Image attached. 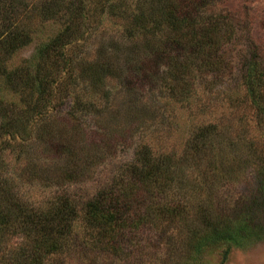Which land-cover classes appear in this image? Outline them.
Masks as SVG:
<instances>
[{
  "label": "rangeland",
  "instance_id": "1",
  "mask_svg": "<svg viewBox=\"0 0 264 264\" xmlns=\"http://www.w3.org/2000/svg\"><path fill=\"white\" fill-rule=\"evenodd\" d=\"M253 1L264 4V0ZM107 2L115 5L122 2L130 13L129 3L132 0H5V11L9 14L6 24L15 25L17 22V27L22 31V41L26 43L6 59L9 70L32 66L36 49L62 29L65 19L72 16L78 23L72 33L75 37L73 41L78 40L70 46L67 55V59L74 60L73 69L67 74L57 75L55 89L64 93L72 90L78 97H84L83 104L77 106V113L89 103L96 102L104 109H108L111 103L112 111L114 96L120 95L117 98L118 110L97 114L94 121L84 124L86 128L78 136L75 133L69 135L70 127L64 124L63 119L64 113L75 105L74 101L77 103L74 96L66 105L59 101V97L51 100L46 109L48 116L57 109L62 111L54 117L43 119L52 122L49 134L53 133V140L60 139L65 133L68 135L62 139L66 146L71 145L75 152L73 155L67 152L57 156L53 154L51 146L44 152L46 145L35 140L44 128L40 127L43 122L38 120L16 123L18 129L26 130L28 134L22 132L23 136L14 140L9 138V132L2 136L0 133V180L5 181L3 186L24 204L47 208L52 205L56 191H62L63 180H68L67 188L73 191L77 199L80 196L81 201H85L89 194L120 179L122 168L132 158V149L138 140L150 143L157 154L172 150L182 153L195 127L209 123L219 124L221 133L218 134V140L222 151L218 150L219 154L212 152L200 162L191 157L179 162L183 170L179 175V190L169 188L166 190V197L188 204V213L184 215H188L192 226L190 229H198L207 221L218 223L231 216L234 218L231 228L236 235L234 240L208 241L209 249L194 258L190 251L192 235L187 221L182 223L181 217H177V224L172 225L168 231L165 228L161 241H152V244L141 248L130 259L111 257L101 251L81 248L77 253L69 254L66 260L68 264H264V90L261 95H252L241 81L244 59L247 57L243 40L230 46L227 57L229 64L221 70L217 81L200 87L185 104L178 101L168 104L163 108L166 116L155 114L153 117L148 113L150 111L144 109V117L140 121L137 117L134 118L135 115L123 103V94L128 92L124 82L132 79L136 86L133 85L134 89L150 100L157 87L165 83H161L160 77L155 82L150 81L149 73L155 77L153 67L160 62L155 60L159 58L156 56L158 54L149 52L146 56L142 52V56L137 59L140 66L143 65L140 71L144 69L145 72L136 78V73L132 74V71L126 69L124 56L121 60L114 58L117 74L108 77L105 88H111L114 96H108L111 93L108 90L91 91L89 80L79 78L77 81L78 73L72 72L77 65L79 67L84 64L86 59V63L102 62V57L97 53L98 47L102 44L110 47L115 40L121 39L122 23L111 16L113 14L110 13ZM135 6H139L145 15L151 11L154 13L149 2L139 4L136 0ZM228 8L233 11L236 6L229 4ZM103 10L108 12L104 23L99 15ZM260 11L256 5L250 8L249 14L259 17ZM1 19L4 20L3 17ZM245 19V24L248 25L243 35L251 36L253 40L264 44V28L259 22L251 21L252 18ZM151 26H148L149 34H157ZM156 39L158 44L160 35ZM150 40L152 42L155 39L150 37ZM155 42L156 40L153 43ZM106 60L109 62V58ZM57 68L58 65L56 72ZM18 82V86L13 84L14 87L10 88L3 76H0V99L4 98L1 105L12 111V115L26 110L32 102V83L26 80ZM44 106L45 104H38L39 110ZM129 109L134 112V109ZM80 113L85 117L84 110ZM140 114L142 115L141 112ZM140 122L143 124L138 129L139 126L136 125ZM63 129L66 131L62 132ZM37 158L41 159V163L48 160L51 164H32V159ZM70 164L74 166L68 174L73 175L63 177L65 165ZM50 177L57 183L53 188L47 187L51 185ZM241 228L246 231H241ZM12 237L2 240L0 264L13 263L11 255L19 248L17 243L21 237ZM49 264L63 263L57 259L55 262L49 261Z\"/></svg>",
  "mask_w": 264,
  "mask_h": 264
},
{
  "label": "trees",
  "instance_id": "2",
  "mask_svg": "<svg viewBox=\"0 0 264 264\" xmlns=\"http://www.w3.org/2000/svg\"><path fill=\"white\" fill-rule=\"evenodd\" d=\"M135 1L129 3L130 13L122 2L118 5H115L114 1L107 2L110 13L113 14L111 16L122 23V35L119 36L121 39L115 40L110 47L105 44L98 47L97 53L102 57V62L86 63L85 61H88L86 59L84 64L79 67L77 65L72 71L78 73L77 81L79 78L89 80L91 91L108 90L111 92L108 96L110 94L114 96L111 88L107 90L105 88L108 77L117 74L114 67L115 59L121 60L124 56L126 69L132 71V74L136 73L134 77L136 78L145 72L144 69L140 71L143 65L140 66L137 59L142 56V52L146 56L149 52L158 54L156 56L159 58L155 60L160 62L155 63L153 67L155 77L150 73L149 76L150 81L154 82L160 77L161 83L165 82L164 85L157 87L150 100H147V97H143L134 89L136 86L130 79L124 82L128 92L122 93L125 95L123 103L127 105L126 109L135 115L134 118L137 117L139 120L144 117V109L150 111L148 113L153 117L155 114L166 116L163 108L165 109L168 104L174 101L185 104L200 87L217 81L221 70L229 64L227 57L231 50L230 46L237 45V41L243 40L247 57L244 59L241 81L252 95L262 94L264 44L253 40L251 36L243 35V32L248 25L245 24V17L252 18L253 22H259L264 28V4L258 3L259 1L254 3L253 0H137L139 4L149 2L153 6L155 14L151 11L146 16L139 6L136 8ZM4 3L5 0H0V16L4 18L2 20L0 17V76H3L10 88L18 86V80L32 83V102L26 110L12 115V111L1 105L4 98L0 99L1 136L9 132V138L14 140L18 136H23L22 132L28 134L26 130L18 129L16 123L38 120L43 122L40 127L44 128L35 140L46 145L44 152L51 146L53 154L57 156L67 152L73 155L75 152L71 145L66 146L62 139L68 136L66 133L60 138L62 140L56 138L53 140V133L49 134L52 122L44 121L43 118L49 119L62 111L57 109L48 116L46 109L51 100H57L59 97V101L66 105L74 96L77 103L74 101L75 105L62 117L64 124L70 127L69 135L75 133L78 136L84 132L86 128L84 124L94 121L97 114L113 113L115 109L118 110L119 107L116 106L120 94L114 96L112 111L111 103L110 107L108 106L110 110L104 109L99 102L89 103L88 106L81 107L80 112L84 110L83 117L80 112L77 113L79 111L77 106L83 104L84 97H78L72 90L64 93L55 89L57 75L67 74L73 69L74 60L67 59V55L70 46L78 40L73 41L75 37L72 34L78 23L72 16L65 19L62 29L36 49L32 66L9 70L6 59L26 43L22 41V31L17 27V22L15 25L6 24L9 14L7 10L5 11ZM229 4L235 5L237 9L229 10ZM54 5L55 3L52 4L55 8ZM256 5L261 10L259 17L249 14L250 8ZM99 15L104 23L108 12L103 10ZM150 23L154 25L151 26ZM148 26L157 34H149ZM163 31L167 32L162 33ZM158 35L160 39L157 44ZM150 37L156 42L153 43L155 40L151 42ZM106 58H109V62ZM38 104L45 106L39 110ZM129 108L134 109V112ZM141 124L143 122L136 125L139 126L138 129L141 128ZM64 131L66 130L63 129L62 132ZM219 133H221L219 124L209 123L195 127L182 153L172 150L157 154L150 143L138 140L132 149V158L126 161L122 168L120 179L89 194L85 201H81L79 195L77 199L73 191L67 188L68 180L67 182L63 180L62 191L59 189L56 191L50 207L42 208L34 204L29 206L16 199L17 196L14 197L13 192L3 186L5 181L0 180V246L2 240L6 238H13L14 235L21 237L17 243L19 248L11 255L12 264H49V261L55 262L57 259L62 260L63 264H68L66 257L77 253L81 248L101 251L107 256L126 260L130 259V256H135L141 248L152 244L154 240L161 241L164 231L177 224V217H181L182 223L187 221V227L190 229L192 226L188 215H184L188 213L186 207L188 204L167 199L166 190L169 188L179 190V175L183 172L179 162L183 159L191 157L200 162L210 153L222 151L218 140ZM225 133L222 134L223 141ZM40 160L32 159V164L39 166L51 164V161L44 160L41 163ZM73 166L65 165L63 177L73 175L68 174ZM55 184L57 183L51 178V185L47 187L53 188ZM233 221L234 218L229 216L221 222L207 221L198 229L196 227L190 229L191 256L197 258L204 254L205 249H209L208 241L234 240L236 235L231 230ZM240 230L246 231L244 228Z\"/></svg>",
  "mask_w": 264,
  "mask_h": 264
}]
</instances>
